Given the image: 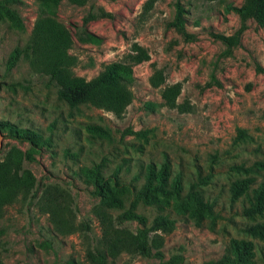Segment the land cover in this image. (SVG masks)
<instances>
[{
	"label": "rangeland",
	"instance_id": "rangeland-1",
	"mask_svg": "<svg viewBox=\"0 0 264 264\" xmlns=\"http://www.w3.org/2000/svg\"><path fill=\"white\" fill-rule=\"evenodd\" d=\"M144 1L87 0L76 6L62 0L53 7L37 0H11L6 8L18 23L0 1V121L33 130L43 140L31 147L0 128V159L11 145L29 150L31 159L23 165L35 177L37 194L44 183L69 191V219L76 227L68 234L57 233L33 200L6 205L0 217V264H90L86 250L101 235L91 212L99 197L79 170L92 167L121 200L120 207L106 209L115 227L131 233L139 227L133 219L115 222L123 211L147 222L159 210L174 219L172 231L162 235L161 259L120 251L105 264H161L173 256L178 264H202L225 254L231 240L250 241L248 264H264V229L256 228L264 225V207L244 213L252 207L253 189L264 175V25L246 20L239 44L226 52L212 34H233L240 25L234 8L243 0H179L190 39L166 26L175 0H155L139 17ZM97 8L111 15L83 25V17ZM42 12L72 34L67 52L77 58L74 75L85 81L103 64L123 60L131 44L145 48L148 60L132 66V99L120 115L89 104L69 109L48 77L32 72L24 59L8 64L10 53L24 46ZM83 30L99 41H80ZM151 64L163 73L159 87L148 82ZM175 82L180 84L178 109L163 105L161 98L163 86ZM162 164L168 181L177 178L183 193L194 184L212 215L196 223L188 203L181 206L170 199L157 208L135 198L146 166L158 170ZM83 220L89 228L81 232L77 228Z\"/></svg>",
	"mask_w": 264,
	"mask_h": 264
},
{
	"label": "trees",
	"instance_id": "trees-1",
	"mask_svg": "<svg viewBox=\"0 0 264 264\" xmlns=\"http://www.w3.org/2000/svg\"><path fill=\"white\" fill-rule=\"evenodd\" d=\"M1 1V0H0ZM11 0H2V5L8 17L17 23L19 20L12 10L6 5ZM41 4L57 6L62 0H37ZM76 6L84 5L87 0H65ZM155 0H145L141 5L139 17H144L151 9ZM174 15L167 22V27L175 29L184 39H190L185 30L183 7L179 0L174 1ZM240 25L231 35L212 34V37L225 45L224 51L230 52L232 47L239 44L240 35L245 29V21L252 20L258 26L264 25V0H243V3L234 8ZM111 14L102 8L96 12L89 11L82 19L83 25L95 17H109ZM77 38L80 41L97 43L99 37L83 30ZM73 45V37L65 25L56 17L48 13H40L33 21L28 40L24 46L15 48L9 55L8 64L14 65L20 58L27 62L29 69L48 77L56 86V95L64 101L69 109H77L80 105L89 104L95 108L110 111L120 115L132 99L129 88L133 81L132 66L148 60V54L144 47L133 43L123 60L108 62L102 65V69L95 77L85 81L74 75L72 68L77 58L69 54L67 50ZM151 74L148 82L152 87L164 84V76L160 69L151 64ZM180 91L178 82L164 85L161 98L163 105L168 108H180L176 103V97ZM0 128L7 129L18 139H25L31 147L42 142V137L35 131L27 128H14L6 121H0ZM240 134L242 132L240 131ZM29 150L23 151L11 145L0 159V217L6 205L18 200H33L38 210L47 214L53 230L59 234H68L76 230L69 219L71 196L69 191L56 183H44L40 190L34 189L35 177L23 165L24 160H30ZM257 168L261 163L255 164ZM82 181L88 186L94 187L98 195V202L91 207V212L98 218L101 225V235L95 244L88 248L85 258L90 264H105L107 257H114L120 251L141 256L154 255L159 259L162 254L159 248L162 245L163 234H168L174 227V219L161 210L147 222L144 217L132 211H123L115 217V222L133 219L139 227L134 233L123 228L115 227L111 216L106 209L111 206L120 207L121 200L113 197L111 188L103 179L99 170L95 167L81 168ZM243 184L235 185L236 191ZM112 196L113 198H110ZM252 207L244 210V213L257 212L264 207V175L262 180L253 189ZM135 198L143 204L160 208L161 204H167L170 199L180 201L182 205H190V215L196 223L205 214L212 215L210 205L203 201L200 193L191 184L183 193L177 178L168 181L166 166L162 164L158 170L147 165L142 184L135 191ZM180 204L178 205L180 207ZM179 210V208H177ZM181 211V209H180ZM67 214V218L65 217ZM87 221L78 224V230L87 231ZM264 229V225L256 226ZM159 231V233H157ZM252 244L250 241L231 240L225 254L215 260H208L202 264H248L252 256ZM70 264H77L70 262ZM161 264H178L175 257L161 262Z\"/></svg>",
	"mask_w": 264,
	"mask_h": 264
}]
</instances>
